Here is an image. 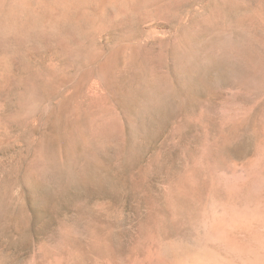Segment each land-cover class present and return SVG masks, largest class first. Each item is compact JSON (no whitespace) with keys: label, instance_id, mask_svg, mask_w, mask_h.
Returning <instances> with one entry per match:
<instances>
[{"label":"rangeland","instance_id":"1","mask_svg":"<svg viewBox=\"0 0 264 264\" xmlns=\"http://www.w3.org/2000/svg\"><path fill=\"white\" fill-rule=\"evenodd\" d=\"M64 1L0 0V264H264V0Z\"/></svg>","mask_w":264,"mask_h":264},{"label":"bare ground","instance_id":"2","mask_svg":"<svg viewBox=\"0 0 264 264\" xmlns=\"http://www.w3.org/2000/svg\"><path fill=\"white\" fill-rule=\"evenodd\" d=\"M61 1V0H60ZM66 1V2H65ZM64 2H65V4H66V7L68 6H70L71 5V0H65ZM80 3H85V2H87V1H91V0H78ZM93 1V0H92ZM95 1V3L97 2L98 3V5L99 4H103L104 2H109V3H112V4H114L115 5V9L116 10H118V11H122V10H124V11H127L129 8H130V3H131V1L132 0H94ZM93 1V2H94ZM58 2V1H57ZM78 2V3H79ZM73 3V2H72ZM97 3H96V5H97ZM77 4V3H76ZM74 5H75V2H74ZM84 5V4H83ZM107 5V4H106ZM109 5V4H108ZM64 6V5H63ZM101 5H99V6H97L96 8H97V10H99L98 8L100 7ZM65 7V8H66ZM100 8H104L103 7V5H102V7H100ZM95 9V8H94ZM96 12V11H95ZM98 14V13H97ZM95 15V14H94ZM99 15V14H98ZM102 15V14H101ZM96 18V17H95Z\"/></svg>","mask_w":264,"mask_h":264}]
</instances>
